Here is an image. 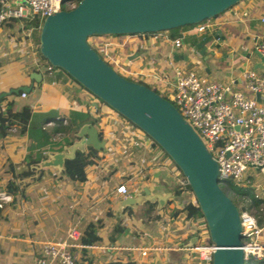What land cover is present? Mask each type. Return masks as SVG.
<instances>
[{
  "label": "crops",
  "instance_id": "0c3cea01",
  "mask_svg": "<svg viewBox=\"0 0 264 264\" xmlns=\"http://www.w3.org/2000/svg\"><path fill=\"white\" fill-rule=\"evenodd\" d=\"M211 21L206 31L179 29L182 45L177 48L171 46L166 32L121 37L125 57L137 52L132 59L126 58L127 66L142 75L156 74L168 83L174 81V68H191L203 81L230 82L233 88L246 93L240 73L245 69L260 72L264 68L253 48L261 37L264 41V0L240 1ZM28 26L12 19L0 26V92L31 85L24 96L19 90L0 97V195L9 196L8 200H0V264H33L39 240L57 239V233L69 226L78 230L79 243L85 244L81 237H88L89 231H93L96 238L88 237L91 242L86 244L150 247L144 255L134 248H69L78 263L196 264L192 253L181 248L194 240V226L199 220L185 215L183 205L190 201L191 194L176 192L169 164L162 165L166 154L153 150V143L126 140L127 158L122 154L110 156L108 152L106 155L104 142L103 148H93L92 154L85 157L82 166L85 179L80 181L63 174V168L57 171L52 167L20 176L23 165L30 168L36 163L27 162V149L32 152L29 160L55 151L47 149L48 143L41 141L33 127L29 129L30 124H41L45 113L53 111L56 118L63 119L62 124L71 116L76 117V128L90 122L99 132L95 99L90 94L76 89L69 78L44 80L47 63L34 48L33 29L30 39L33 48L21 45L26 41L24 32ZM207 33L214 36L210 35L203 51L196 43ZM207 50H212V54ZM32 71L40 73L39 81L29 76ZM54 124V120L46 119L41 126L48 130ZM65 135L56 132L50 138L59 142ZM115 136L121 138L120 133ZM118 160L123 162L119 164ZM137 167L143 168L142 174L134 173ZM8 181H13L11 190L5 187ZM118 185H123L125 192L116 191ZM145 188L148 193L167 195V199L160 206L155 201H142L135 208L124 205L117 210L120 199L141 194ZM263 230L264 225L260 234ZM260 241L264 243V236Z\"/></svg>",
  "mask_w": 264,
  "mask_h": 264
},
{
  "label": "water",
  "instance_id": "95a60500",
  "mask_svg": "<svg viewBox=\"0 0 264 264\" xmlns=\"http://www.w3.org/2000/svg\"><path fill=\"white\" fill-rule=\"evenodd\" d=\"M239 0H77L72 7L59 9L43 17L38 28V53L50 64L64 70L89 93L142 130L171 159L186 178L190 191L204 220L207 236L214 248L210 264H244L241 233L236 205L221 189L217 164L201 138L179 114L175 106L147 85L117 73L87 42L90 35L137 34L156 32L183 24L196 23L230 8ZM210 35L196 45L206 50ZM212 54V50H207ZM260 60L263 57L254 50ZM137 55L128 54L127 59ZM29 76L39 81L41 75ZM31 85H20L0 92L29 91ZM258 99V94L255 95ZM95 103V102H93ZM74 138L61 150L46 152L30 168L37 171L63 168L66 159L84 151L85 145L103 148L95 126L80 124ZM171 196V194L169 195ZM167 195L148 193L127 195L118 201L135 208L142 201L158 206Z\"/></svg>",
  "mask_w": 264,
  "mask_h": 264
},
{
  "label": "built area",
  "instance_id": "2783aa9c",
  "mask_svg": "<svg viewBox=\"0 0 264 264\" xmlns=\"http://www.w3.org/2000/svg\"><path fill=\"white\" fill-rule=\"evenodd\" d=\"M76 0H0V26L7 20L37 19L36 25L30 24L25 28L24 40L21 45L33 48L29 35L33 28H39L43 17L59 9H67L75 4ZM263 20V18H261ZM212 25L209 18L194 23L189 29L200 32L206 31ZM171 46L177 48L182 45L181 36L170 39ZM111 41H104L97 48L98 53H102L111 63L115 70L119 68V74H137L138 70L124 67L125 60H120L117 53L108 54L107 45ZM253 48L259 52L264 59V41L257 40ZM97 52V51H96ZM168 63L171 64L169 60ZM45 70L50 73L49 65ZM116 71V70H115ZM117 72V71H116ZM147 81L154 82L158 86H163L168 99L177 109L179 114L193 128L201 138L206 149L217 164L218 183L228 188L227 181L237 185H253L257 190H264V184L252 183L249 179L251 171L259 172L264 178V68L257 72L254 69H245L240 73L242 87L246 91H240L232 87L230 82L203 81L194 69L174 68V81L168 83L163 81L156 74L144 75ZM21 91V96H24ZM258 94V99L255 95ZM96 102V101H95ZM95 104V103H94ZM127 120L126 118L124 121ZM128 121V120H127ZM116 122H119L117 120ZM130 122V121H129ZM131 123V122H130ZM132 124V123H131ZM134 125V124H133ZM109 134L103 136L106 143V150L113 156L122 154L128 158L129 154L125 146V141L135 142L132 135H136L135 130L128 125H120L119 128L109 126ZM139 143L150 142L142 130ZM120 133L121 138L115 136ZM169 158V157H168ZM172 162L168 159V163ZM166 161L162 165L168 164ZM174 163L172 162V165ZM169 165L170 173L174 180V185L180 189V193L191 194L190 202L195 204V199L190 191L186 178ZM143 168H135L134 173L142 174ZM178 172L180 174H178ZM118 192H125L123 185H118L115 189ZM262 192H255L254 196H261ZM262 197V196H261ZM7 194L0 195V200H8ZM248 200V198H247ZM264 205V202L262 203ZM1 206V203H0ZM238 216L240 222L241 247L246 257H260L264 252V244L259 240L262 225L257 224L256 216L247 207L246 203L239 204ZM195 222V221H194ZM194 240L181 248H185L192 253L196 264H210L213 244L209 240L202 241L205 237V223L201 220L195 222ZM79 232L75 226H70L65 237L57 239L39 240V253L35 256L33 264H89L86 262L77 263L76 256L70 252L71 247H98L138 249L141 255L150 248L149 246H103L79 243L77 238Z\"/></svg>",
  "mask_w": 264,
  "mask_h": 264
},
{
  "label": "trees",
  "instance_id": "16d2710c",
  "mask_svg": "<svg viewBox=\"0 0 264 264\" xmlns=\"http://www.w3.org/2000/svg\"><path fill=\"white\" fill-rule=\"evenodd\" d=\"M77 1V0H76ZM216 15L210 17V18H213L215 17ZM37 23V19L34 18L32 20H26L24 22V24L26 26L30 25V24H34L36 25ZM35 29V28H34ZM170 31V30H169ZM156 32H166L168 34V37L171 39L173 37H176L179 35L178 32H175L174 34H170L168 33L166 30H159V31H156ZM146 33V32H145ZM123 36L127 35V34H122ZM121 36V37H123ZM121 37H118V36H112L113 41H111V43L109 45H107V51H108V54H114V53H117L119 55L120 58H124V56L126 55V49L124 50L123 48H120V50L118 51H115L114 49H110V46H118L120 47V38ZM104 41H108L107 39L106 40H97L95 41L96 42V47H93L91 46L95 51H97L98 53V46L100 44H102ZM37 44H38V35H37V40L35 41ZM124 46V45H122ZM109 65H111L110 61H108V59H106L104 57V55L98 53ZM38 56L40 59L44 60L47 65H49L50 67V73H48L46 70L44 72V80L47 81V82H51V81H54V80H58V81H62L64 80L65 78H71L64 70L58 68V67H55L53 66L52 64H50L46 59H44L39 53H38ZM124 67H127L126 64L123 65ZM118 73V72H117ZM126 78L128 79H131L129 77H127L126 75H124ZM131 80H134V81H137V82H140V83H143L145 85H147L148 87L152 88L154 91H156L153 87L149 86L146 82L142 81V80H138V79H131ZM157 92V91H156ZM56 113H54L53 111H50V112H47L43 115L42 119H41V124L44 122V120L48 119V120H54L55 121V124L48 130L44 129L41 124H36V125H32L30 124L29 127L30 129L33 127V129H35L36 133L39 135L41 141L43 143L47 142L48 143V146L47 149H52V150H61L63 148V146L67 145L68 143L71 142V140L74 138V135H73V132L75 131L76 129V126H74V123H76L77 119L76 117H73L71 116L68 120L67 123L65 124H62V121L61 119L59 118H56L55 115ZM93 122V120H92ZM23 131V130H22ZM56 132H62V133H65L66 135L60 139L59 142H57L55 139H51L50 136L52 133H56ZM98 137L100 138V135H99V132L97 133ZM90 150L93 151L95 149H93V147H91L90 145H88L86 147V150L84 151H76L75 152V157L72 158V159H66L64 162H63V173L66 174V175H69L70 178H73V179H83L84 178V174H83V170H82V166L84 164V160H85V157L90 153ZM163 153L165 154V152L163 151ZM29 155L27 153L26 155V158H27V162H36L37 160H39V158L37 159H32V160H29ZM42 156H44V154L40 155L39 157L41 158ZM82 159V161H81ZM22 171V174L20 176H23V175H27L29 173H32L33 172V169L29 168L28 165H23L20 169ZM227 185H228V188L225 187L222 183L219 184V186L221 187V189L226 193L227 191L231 192L232 194L234 195H241V196H246L248 198V200H246V207L249 208V207H254V208H257V209H260L263 211V214L259 217V218H256V221H257V224L258 225H261L263 220H264V207L262 205L263 203V200H262V197L261 196H254V194H252V192H250L251 190V187L250 185H237V184H234L232 182H229L227 181ZM13 184L11 183V181H8L5 185L6 189L7 190H11L13 188ZM176 188V192H180V189ZM227 190V191H226ZM226 195H228L226 193ZM229 197V196H228ZM231 199V197H229ZM231 201L236 205L237 207V204L231 199ZM1 208V207H0ZM183 208L186 210V217H191L193 219H199L201 221L204 222L203 218H202V215L200 213V210L196 204V201H195V204H193L192 202H190L189 200L185 202V204L183 205ZM206 228V226H205ZM87 231V230H85ZM88 237H91V238H96L95 235L93 234V231H89V234H88ZM88 237L84 236V237H81V241L82 242H85V244L87 242H91V239H88ZM259 237H260V234H259ZM261 242V241H260ZM263 242V241H262ZM264 244V243H263ZM39 253V248H38V251H37V255ZM101 264H137L133 261H126L124 263L120 262V261H107V262H103ZM244 264H264V256H260V257H253V256H250V257H246L245 258V261H244Z\"/></svg>",
  "mask_w": 264,
  "mask_h": 264
},
{
  "label": "rangeland",
  "instance_id": "374dc122",
  "mask_svg": "<svg viewBox=\"0 0 264 264\" xmlns=\"http://www.w3.org/2000/svg\"><path fill=\"white\" fill-rule=\"evenodd\" d=\"M240 1H243V0H239L238 2H236L235 4H237V3H239ZM225 11V10H224ZM223 11V12H224ZM210 20L212 19V18H209ZM192 25H194V23H189V24H183V25H180V26H176V27H171V28H168V29H165L168 33H170V34H174L175 32H178L179 34H180V32L178 31L179 29H186V30H188ZM170 30V31H169ZM192 33V32H191ZM193 33H195V32H193ZM197 34V33H196ZM37 35H38V29H37V27L34 29L33 28V30H32V37H33V40L34 41H36L37 40ZM188 35H190V33H188ZM188 35L186 36V37H188ZM112 36H118V37H121V36H123L122 34H101V35H90V36H88L87 37V42L91 45V46H93V47H96V42L95 41H97V40H108V39H110V38H112ZM32 37H31V31H30V35H29V39H32ZM259 40H262V37L260 38V39H258V41ZM37 43L35 42V44H34V48L36 49L37 48V45H36ZM114 49L115 51H118V50H120V48H125L124 46H120V47H116V46H110V49ZM100 54H102L101 52H100ZM103 55V54H102ZM120 60H125L124 58H120ZM127 61H125V64L127 65V63H126ZM130 68H132V67H130ZM117 72H119L120 70H119V68H117L116 67V69H115ZM120 73V72H119ZM124 75H126L127 77H129V78H131V79H138V80H142V81H144V82H146L149 86H151V87H153L160 95H162V96H166V92L164 91V87L163 86H158L156 83H154V82H150V81H147L146 80V78L144 77V75H137V74H124ZM69 79H71L70 81V83H72L73 85H74V87L76 88V89H78V90H85L84 92L89 96V94L91 95V97L93 98V99H95V101H96V105L94 106L95 107V114H97L96 115V120H98V123L96 124L97 125V127L99 128V135H100V138H102L104 135L107 137L108 136V130L110 129V127L109 126H113V127H116V128H119L120 127V125L122 124V125H128L129 126V128H131V129H133V130H135V132H136V135H132L131 136V138L132 139H135L136 141H141V137H139L140 135H142V133L140 132V129L138 128V127H136L135 125H133V124H131L129 121H127V120H125L124 121V117L123 116H121V115H119L118 113H116L113 109H111L109 106H107L106 104H104L102 101H100L97 97H95L94 95H92L91 93H89L85 88H83L79 83H77L74 79H72V78H69ZM91 117V116H90ZM61 120H63V119H61ZM117 120H119V122H116ZM77 124H75L74 123V126H76ZM30 129V128H29ZM30 131H32V130H30ZM33 132V131H32ZM35 133H36V131H34ZM33 132V133H34ZM34 133V134H35ZM108 133V134H107ZM110 135V134H109ZM149 141H150V143H153V145H154V147H153V150L156 148L158 151H160L161 153L163 152V150L155 143V142H153L152 140H151V138H149V137H146ZM30 152L31 151H28V149H27V153L28 154H30ZM92 152L93 151H91L90 150V153L89 154H92ZM104 152H105V154L107 155V151L106 150H104ZM26 153V154H27ZM32 153V152H31ZM164 154V153H163ZM168 156L166 155V156H164L163 157V160L164 161H166L167 163H168ZM123 162V160H118V163L119 164H121ZM170 166H171V168L174 170V171H176L177 172V169L174 167V164L172 165V162H170V163H168ZM63 173V172H62ZM64 174V173H63ZM178 174H180L179 172H178ZM249 179H250V181L252 182V183H259L260 185H262V184H264V178L262 177V175L259 173V172H256V171H251V173L249 174ZM85 179V178H84ZM79 180V179H78ZM80 181V180H79ZM11 183L13 184V181H11ZM233 183V182H232ZM248 185H250V184H248ZM250 187H251V190H250V192H252V194H254L256 191L257 192H259V194H260V192H262L263 194H262V200H263V202H264V190L263 191H261V190H257V188H255L253 185H250ZM227 191V190H226ZM228 195L227 196H229V197H231V199L237 204V208H238V206H239V204H241V203H246V200H247V197L246 196H241V195H234V194H232L231 192H229V191H227L226 192ZM252 213H254V215L256 216V218H259L262 214H263V211L262 210H260V209H257V208H254V207H249L248 208ZM120 214V213H119ZM118 214V215H119ZM263 223V222H262ZM59 224H61V223H59ZM29 225H31V224H29ZM70 227V226H69ZM69 227L67 228V229H65V230H62V231H60L59 233H57V237H55V238H63V237H65V235H66V232H67V230L69 229ZM206 232H207V230H206ZM261 235H262V237L264 236V230L262 231V233L260 234V237H259V240H260V238H262L261 237ZM205 237L206 238H203L202 239V241H205L206 239L207 240H209L208 239V236H207V234H205ZM263 256H264V253H263ZM77 262V261H76ZM78 263V262H77Z\"/></svg>",
  "mask_w": 264,
  "mask_h": 264
}]
</instances>
